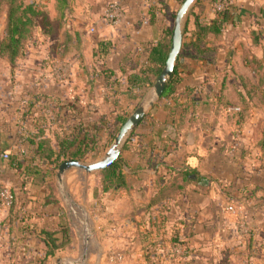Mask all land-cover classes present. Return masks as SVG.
Listing matches in <instances>:
<instances>
[{"label": "crops", "instance_id": "0c3cea01", "mask_svg": "<svg viewBox=\"0 0 264 264\" xmlns=\"http://www.w3.org/2000/svg\"><path fill=\"white\" fill-rule=\"evenodd\" d=\"M110 1L121 7L118 24L104 20ZM27 2L46 9L50 33L36 27L15 65L0 56V183L6 192L0 202V253L10 249V239L17 240L18 254L35 261L43 247L42 232L53 231L61 241L67 229L74 248L76 227L71 226L69 214L76 217V207L82 215L80 224L87 223L90 215L97 220L114 217L112 228L130 229L129 242L134 247L145 249L156 234L168 238L178 233L185 241L180 238L181 245L192 252L190 257L207 255L211 241L223 238L232 247L240 241L245 249L259 248L262 258L264 100L258 92L248 117L237 125L239 108L218 111L217 98L222 86L239 87V74L256 81L246 60L255 58L264 64V0H231L219 38L207 34L199 46L202 50L209 43L214 48L210 55L184 44L190 38L183 31L177 63L180 81L170 94L155 101L135 137L124 146L111 186L104 190L101 171L86 175L73 170L65 177L68 203L56 188L55 171L62 161L55 163V153L69 142L68 146H85L95 128L96 148L82 162L102 156L113 140L107 143L114 117L129 116L150 90L142 96L130 91L128 75L145 66L149 49L167 38L181 2ZM212 2L198 0L189 12L184 30L193 41L196 24L209 26L219 18ZM4 19L5 15L0 19V33ZM66 37L69 41L64 44ZM44 152H50L49 156ZM12 158L17 165L9 162ZM174 177L182 185L177 193L152 206L150 212H142L140 208ZM80 180L86 181V208L72 196ZM13 197L16 217L11 220ZM228 206L240 213L226 211ZM88 236L85 231L84 247ZM60 252L54 257L63 256ZM117 254L122 259V253Z\"/></svg>", "mask_w": 264, "mask_h": 264}, {"label": "trees", "instance_id": "16d2710c", "mask_svg": "<svg viewBox=\"0 0 264 264\" xmlns=\"http://www.w3.org/2000/svg\"><path fill=\"white\" fill-rule=\"evenodd\" d=\"M179 1L182 2L183 0ZM226 13L227 12L218 13L219 18L209 26L196 24L194 41L192 40L193 37L187 35V31L184 30V37L190 38V41L188 43L184 42V44H190L198 49V52L205 55H210L212 53L211 50L214 51V48L211 49V47L208 46L209 43L205 42V46L202 50L199 49V46L201 42H204L207 34L214 35L216 39L219 38L221 34V24L223 19H225ZM3 15H5V19L3 30L0 33V56L7 57L9 62L12 65H15L17 59L23 54L25 46L32 38L33 32L36 27L39 26L42 29V32L45 34L50 33V21L47 12L43 10L41 4L27 2V0H0V19ZM171 32L172 29H169L167 31V38L157 42L149 49L147 64L141 67L136 72H132L128 75L127 85L130 91L139 93V95L142 96L152 87L166 61L170 48ZM68 41L69 39L66 37L64 44ZM178 62L179 56L177 58L173 73L166 83L162 96H167L168 94H170L175 85L180 81L177 71ZM246 63L253 73L254 78H256V81L252 82L251 79L253 77L251 76L239 74L237 75V79L240 81L239 87L234 84L224 85L221 88V95L217 98L218 111L219 109H228L229 107L239 108L237 119H235L237 125H241L248 117L250 103L258 97V92L260 93L261 98L264 100V64L262 65L255 58L246 60ZM127 117L128 113L117 114L114 117L113 124L111 127H109L107 140L108 144L113 139L116 131L123 124ZM96 130L97 129L93 128L89 132L87 136V144L85 146H81L80 143H78L76 146H68L69 144H71V142H69L67 143V146H64V148H59L55 153V163L58 164L61 161L63 162L65 160L82 161L83 159H85L87 153L96 148L95 145L98 142ZM136 134L137 133H134L130 140L135 137ZM49 154L50 152H44V155L46 157H48ZM9 162L15 165L18 164L15 158L10 159ZM118 163L119 161L115 162L107 170L100 172V174L103 175L104 190H107L111 186L113 177H116ZM30 169L31 168L28 167L23 168V170H25L26 172H29ZM181 186L182 185L178 184L174 177L170 184L162 185L158 189L156 194L151 198V201L147 205L142 206L140 210L144 213L150 212V208L152 206L159 205L168 198L173 197ZM50 190L51 192H53L54 187L51 186ZM48 201L55 202L56 200L49 198ZM14 206L15 199L13 197L9 205L10 215L8 219L12 220V217H16L15 213L13 212ZM42 234L43 247L40 250V254L37 256L35 261L25 260V264H49L51 259L59 251L73 248V235L68 229L66 231H63V238L61 241H59V239L54 236L55 232L53 231H43ZM10 238H12V236ZM176 241L177 238L175 235L173 237L172 243ZM3 256L8 257V262H14L16 259L24 261V257H21L18 254L17 240L10 239V249ZM1 260L2 258H0V261Z\"/></svg>", "mask_w": 264, "mask_h": 264}, {"label": "rangeland", "instance_id": "374dc122", "mask_svg": "<svg viewBox=\"0 0 264 264\" xmlns=\"http://www.w3.org/2000/svg\"><path fill=\"white\" fill-rule=\"evenodd\" d=\"M41 1L47 2V0ZM43 7L46 8L47 5L43 4ZM85 186L86 181H78L74 187L75 193L72 195L74 201H76L78 205L84 207ZM74 209L76 210L77 216L75 217L70 213L69 219L71 226L73 228L76 227L75 245L74 248L65 249L60 252V254L69 259H78L81 258L82 251L85 248L86 260L84 264H264V256L260 258L259 254L261 252L259 248L254 249V251L253 249H245L242 247L240 241L232 247L228 245V242L223 238L217 239V242L211 241V246L213 247L206 249L207 255L200 257V259L197 258L198 256L190 257L192 252L189 253V249L188 247L186 248V245H180L177 249L173 248V244H171L173 237L176 235L177 239H182V237H179L178 233H172V235L170 233L168 238L163 237L164 235L162 234H156L153 236V240L148 242L149 245H145V249H142L139 245L134 247L130 245L129 242L130 229L120 228V231H118V229H113L112 223L114 222V217L111 215L106 216L104 219L101 218L100 220L95 219L91 215L88 216L87 227L90 234L88 236V245L84 247L83 233H85V231L82 224L78 221V218L82 219L81 211L76 207H74ZM115 237L117 239L116 241H114ZM182 240L185 242L184 239ZM118 252L122 253L121 261H111L109 259L110 256L118 255ZM0 258H2L0 264H25L26 260V258H24V261L16 259L14 262H8V257L3 256L2 253H0Z\"/></svg>", "mask_w": 264, "mask_h": 264}, {"label": "water", "instance_id": "95a60500", "mask_svg": "<svg viewBox=\"0 0 264 264\" xmlns=\"http://www.w3.org/2000/svg\"><path fill=\"white\" fill-rule=\"evenodd\" d=\"M197 1L198 0H183L181 2L174 16L173 28L170 36L169 52L158 77L156 78L148 93L143 96V98L132 110L130 115L120 126L109 147L102 154V156L93 162L65 160L57 166L55 171L56 188L64 198L65 203L69 202L67 194L65 193L66 175L73 170H80L86 175H90L110 168L115 162L118 161L124 146L130 137L135 133L146 113L153 107L155 101L161 98L166 83L173 73L178 55L180 53L183 40V31L189 16V12ZM83 215L86 217L85 213H83ZM82 224L85 231L90 234V231L86 227V221H82ZM85 256L86 250L84 249L81 258L69 259L63 256H56L53 258L52 264H84Z\"/></svg>", "mask_w": 264, "mask_h": 264}, {"label": "built area", "instance_id": "2783aa9c", "mask_svg": "<svg viewBox=\"0 0 264 264\" xmlns=\"http://www.w3.org/2000/svg\"><path fill=\"white\" fill-rule=\"evenodd\" d=\"M231 6H232L231 0H213V2H212V9L217 14L229 11ZM103 17H104V20L108 24H118L122 18V11H121V7H120L119 3L115 2V1L108 2L106 4ZM3 158L7 159L8 154L4 153ZM5 197H6V192L0 183V201L5 200ZM226 211L233 212L235 214L237 213V209L234 207H231V206H228L226 208ZM239 213L240 212H238L237 214H239ZM181 243H182V240L180 238H178L176 242H173L171 244H173L174 249H177L180 247ZM120 259H121V257L119 255L111 256V260H120Z\"/></svg>", "mask_w": 264, "mask_h": 264}]
</instances>
